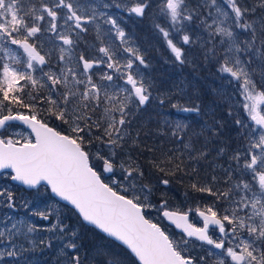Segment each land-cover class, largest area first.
Segmentation results:
<instances>
[{
  "label": "snow or ice",
  "instance_id": "obj_1",
  "mask_svg": "<svg viewBox=\"0 0 264 264\" xmlns=\"http://www.w3.org/2000/svg\"><path fill=\"white\" fill-rule=\"evenodd\" d=\"M41 2L40 8L26 11L20 7L22 0H0V170H10L0 175L28 189L38 190L42 183L46 185L83 222L106 239L118 242L128 264H209V260L215 264H264V115L258 110L264 104V18H249L256 13V7L249 6L246 0H85V7L92 6L89 14L81 12V0ZM260 7L264 10V3ZM112 8L129 17L147 16L175 63L195 70L199 67L195 63L198 53L204 66H214V75L220 80L230 78L227 83L235 85L240 94V100L231 95L224 97L228 105L226 118L234 133L224 142L220 137L225 118L204 121L198 130L191 128L187 120L173 123L171 114L162 121L160 134H170L182 147L162 153L167 158L154 162L153 167L164 176L183 172L189 178L190 190L185 189L184 200L195 202L194 210L202 227L190 222L191 205L187 211L170 210L166 193H162L165 198L158 205L154 204V186L140 182L144 177L142 166L132 158L130 148L127 152L124 149L129 140L132 146L137 143L129 126L153 98V85L136 67V62L147 67L144 54L132 46L118 22L120 17L110 12ZM45 13L51 19L50 27L44 31L55 34L63 46H68L60 48L55 64L51 50L42 54L44 44L37 35L42 34L40 22L46 20ZM58 13L64 25L58 24ZM101 24L110 26L102 34L114 53L110 47H100L101 56L86 59L81 54L76 64L68 68L63 53L73 50L80 33L87 31L89 25H95L100 32ZM72 33L75 38H70ZM117 39L120 45H114ZM9 45L22 53L11 50ZM80 63L82 71H78ZM101 66L111 71L100 73L99 81H95L91 70ZM57 67L59 71L55 70ZM256 68L260 69L259 78ZM61 86L68 90L61 91ZM185 97V91L176 88L158 99L161 106L170 103L177 113L199 116L201 105H192L191 98ZM16 105L26 109L27 114L16 111ZM102 105L106 106L104 122L93 120ZM38 108L46 111L49 119L55 117L67 124L68 130L62 134L38 118ZM12 122L26 125L30 134L10 135ZM17 135L20 138H15ZM216 143L221 144L217 156L228 157L223 169L229 184L227 191H220L215 174L209 181L207 174H199L197 166L207 158L208 146ZM189 162L193 164L190 171ZM158 183L167 187L171 180L160 178ZM205 196L211 199L206 201ZM0 207L11 210L0 217V264L19 260L29 246H37V241L51 247V237L45 242L40 239L41 232L57 235L66 254L75 253L70 255L68 264H81L77 231H69L50 205L32 209L30 216L48 222L55 215L57 218L51 223L38 225L31 219L18 218L12 214L17 209L11 188L0 187ZM29 207L24 204L25 209ZM150 209H155L183 235L166 234L157 222L146 218ZM191 238L201 242L205 254L192 255ZM97 255L107 252L97 249ZM105 264H124V260L116 255Z\"/></svg>",
  "mask_w": 264,
  "mask_h": 264
},
{
  "label": "rangeland",
  "instance_id": "obj_2",
  "mask_svg": "<svg viewBox=\"0 0 264 264\" xmlns=\"http://www.w3.org/2000/svg\"><path fill=\"white\" fill-rule=\"evenodd\" d=\"M110 2V0H109ZM196 0H192V3H195ZM43 3H50L49 0H43ZM261 3H264L261 1H258V8L256 7V13L254 14V16H250V19H260V18H264V10L261 9L260 5ZM85 4V0H81V12H89L90 14V10H91V5H88L87 7L84 6ZM39 6V8L42 6V2L41 0H38V4L36 5V7ZM250 6H254V5H250ZM20 7L22 9H25L26 11H31L34 8L30 7L29 4H26L24 2L21 3ZM64 12H66V10H64ZM110 12L113 15H118L120 17L119 19V23L120 26L125 30L127 37L129 38V40L132 43V46L138 48L145 56L146 62H147V67L141 66L139 65L138 62H136V67L139 68L140 72L143 73V75L145 76V78L152 84L153 83V79L151 78V74L156 72V69L153 67L154 62L151 58L148 57L149 54V50L146 47H149L150 44H148V42L144 41L147 38V33H144V40L142 41V44L137 41L134 38V34H130L127 26L128 22L132 21V20H137L139 19L140 23H144V27L148 28L149 32L151 33V36L153 38V40L158 41L159 46L156 47V54L155 56L156 59L158 61H160L161 65H168L171 69V65L175 64V68L173 70V72L175 71L177 74V77L174 79V81L170 82V85H174V86H181L180 88L183 89L185 91L186 97L187 98V92H188V87H192V85L190 84V80H195V79H200V81L202 80V84H206V90L208 91V95L211 96V94L215 95L216 97V107H206L205 108V113H212L214 112L216 109L219 110L220 106H222V108L224 109V112L227 113V102L225 101L224 97L231 95L235 100H240V94L239 92H237L236 86L233 84H228L227 80L230 78H225V80H220L218 79V77L216 75H214L215 72V67H206L203 65L201 58L199 57V54L196 53V60L195 63L197 65H199V67L197 69H193V67L191 66H184L181 67L179 64L174 62V57L171 55L170 51L167 49L165 42L163 41L162 37L154 30L153 26H152V21L146 16L144 19H140L135 17L134 15L129 17L127 15L126 12L117 10L115 8H112L110 10ZM149 13H151V10H149ZM21 15H24V12L20 13ZM46 17L45 20V24L43 25V21H41V25H42V34H37L39 37L40 41H43L44 44V49L42 51V54L47 53L49 50H51L53 52V58H52V62L55 64L59 61V57L61 55L60 52V48L64 47L65 49L68 48V46H63V42L62 40H59L57 36H55V34L51 33L50 31H44V29H47L50 27L48 21L51 18H48L46 16V13L44 14ZM157 22H163L162 20H158ZM58 24L60 25H64V20L60 18V13H58ZM66 27V26H65ZM109 25H104L101 24V31L98 32L95 25H89L88 26V30L85 32L80 33L79 35V39L76 40V44L75 47L73 48V50L71 52L69 51H65L63 53V55L65 56L66 60L68 61L67 63V67L71 68L74 64H76V62L79 59V56L81 54H86V52H84L83 48L79 45V44H84L86 45V50L88 52L87 57H85L86 59H92L93 57H99L102 54L99 53V48L100 47H110V52L114 53L115 49L113 47H111L106 38L103 36V30L109 28ZM59 31L64 32L65 28H60ZM79 31V30H76ZM114 35V33H113ZM70 38H75V33H72V35H70ZM152 40V41H153ZM114 45H120V41L117 39L114 41ZM144 45V46H143ZM10 49L17 52V53H22V50H18L16 48V46H12L9 45ZM120 51L122 52V48L120 49ZM195 53V49L192 50ZM74 53V55H73ZM123 56H127V53H123ZM105 59H107V57H105ZM157 61V62H158ZM56 71H59V68L57 67L55 69ZM82 63H80L78 65V71H82ZM104 71H111V70H107L106 67L101 66L99 68H94L91 70V72L93 73V79L95 81H99V74L104 72ZM256 73H257V78H259V68L255 69ZM204 79H208L209 83H204ZM107 83V82H105ZM122 83V81L120 82ZM130 87V86H128ZM68 89H66L65 87L61 86V91H67ZM75 90V89H73ZM80 91H83L82 86L80 87ZM198 94V93H197ZM163 95V94H162ZM0 98H2V94H0ZM27 99V97H25ZM45 108H47L48 106L45 105ZM106 106L102 105L100 107V109L97 111L96 114H94L92 116L93 120H97V119H101L102 122H104L105 117H104V108ZM15 110L18 112H21L23 114H27V110L21 108L19 105L15 106ZM173 110V109H172ZM258 110H261V113L264 115V104H261V106H258ZM38 112H41V115L38 117L41 120L49 123V125L53 128H55L57 131H60L61 133H65L68 130V125L67 124H62L61 122H57L55 117H52L51 119L48 118V113L46 111H41V109H37ZM175 113L173 120L174 122L176 120H180L177 116V112L175 110H173ZM220 111V110H219ZM241 115L243 116L244 119H248V116L246 113L243 112V110L241 109ZM177 117V118H175ZM116 118L119 119V114H116ZM105 126L106 123H105ZM95 130V129H94ZM13 133H18L20 135H24L27 136L29 133L24 132L23 130L17 128V129H12ZM17 138H20L19 135L16 136ZM125 149V148H124ZM126 158V156L124 157ZM99 167L102 170V164L99 165ZM227 166L222 167L223 169L226 168ZM214 167L212 166H208L207 169V173L210 175V177L213 175V170ZM222 170V169H221ZM216 173V172H215ZM222 173V172H221ZM221 173H216V175H220ZM105 176H108L109 174L105 173ZM117 175H119V172L117 173ZM220 179H226L225 175L220 178ZM147 182L146 184H151V179L147 178ZM105 182H109V181H105ZM141 183H143V181H140ZM228 185V184H227ZM0 187H10L12 190V193L15 197V206L17 211L12 213L14 216L16 217H24V218H28L31 219L33 221L36 222V224L38 225H44L47 223H51L54 220H56V216L54 215L52 217V220L45 222L43 220H40L38 217L36 216H30V212L32 209H35L37 207L39 208H44L45 206L50 205L53 209L57 210L59 213L60 218L63 220V223L68 226V230L72 231L73 229H75L77 231V244L78 241L80 239V237L85 236V237H89L92 236L93 234L89 231L84 230L83 228H81L80 223H78L76 220L73 221L72 223L68 222L66 219L67 218H72L71 214L68 212V210L66 208H64L61 203H59L57 200H55V198H53L50 193L48 192V189L45 187H39L38 190H29V191H25L22 188L13 185L10 181L9 178H6L5 176L0 177ZM222 187H226V184L220 185L219 189L221 190ZM159 189H154L153 191V195L151 197L152 202L154 204H159L161 199H163L164 197L162 196V193H166L167 194V190L166 188L161 189L160 191H158ZM172 190V192H169V201H168V206L169 207H175V209H170L173 211H187L188 208H184L185 205V200H184V195L182 193V191H174ZM159 192V193H158ZM180 201H183L184 203H181ZM27 203L29 204V209H25L24 208V204ZM183 206V207H182ZM7 212H11L10 209H8L7 207H0V217H2L5 213ZM195 210L193 209V211L191 212L194 213ZM223 212V210H222ZM146 218L152 220L153 222H157L160 226H165L163 228V230L166 231L167 233H174V229L172 228V226L166 224L163 220V218L158 214V212L155 209H150L146 211ZM40 239L44 240L45 242L48 241L49 237H51L52 239V246L51 247H45L44 245H41L39 243V241L36 242L37 246L35 248H31L29 246V251H26L25 253H23L22 257L19 260H15L12 261L11 264H68V259L70 257V255H74L75 253H67L66 254V250L62 248V244L59 240V237L55 234L49 233V232H41L39 234ZM79 246V245H78ZM94 247H95V252H97V249H104L107 252V255H97V260L99 262V264H105V261L108 258L114 257L116 255H119V257L121 259L124 260V264H128V260H127V256H125L126 253L122 252L117 246H112L109 241H103L101 239L97 240L94 243ZM190 247V246H189ZM191 248V247H190ZM78 254H80L81 252V247L79 246L77 249ZM106 256V259H103L101 257ZM5 264H9L8 261H5Z\"/></svg>",
  "mask_w": 264,
  "mask_h": 264
},
{
  "label": "trees",
  "instance_id": "obj_3",
  "mask_svg": "<svg viewBox=\"0 0 264 264\" xmlns=\"http://www.w3.org/2000/svg\"><path fill=\"white\" fill-rule=\"evenodd\" d=\"M258 1L263 2V0H246V2L249 4V6L252 4L255 7L258 8L257 4ZM34 5L38 4V0H35ZM129 27H127L128 31L132 34H134V38L139 41L142 44V41L144 40V33H147V38L144 40L148 42L149 47V54L148 57L151 58L154 62L153 67L156 69L155 73L151 74V78L153 79V87L150 89L152 93V99L149 100V102L144 106L135 116V118L132 120L129 130L131 132V135L136 138V145L132 146V141L129 140L125 143L124 148L127 152L130 148V155L132 158L136 161L137 164L142 166V169L144 171V177L142 179L143 183L146 184L148 179H151V185L154 186V189H161L166 188L167 194L166 198L169 201V192H172V190L176 191H182L183 195L185 193V189L188 188L190 190V180L189 178L184 175L183 172L177 173L176 176H164L157 168L153 167L154 162H159L160 160L166 159V155L162 156V153H168L170 149L180 148L182 145L178 144L177 141L171 138V135H162L161 129L163 128L162 121L169 119L168 114H171L172 122L174 123L173 117H174V111L171 108L170 103H165L163 106L160 105L158 97L163 96L164 94L174 91L176 88H180L181 86L177 85H170V82L174 81V79L177 77L176 72L173 70L175 68V64H172L171 67L168 65H161L160 61L156 59V47L159 46L158 41L153 40L151 33L149 32L148 28L144 27V23H140L139 19L132 20L128 22ZM153 40V41H152ZM84 52L85 57H87L88 52L86 50V45L79 44ZM144 46V45H143ZM158 61V62H157ZM204 83H209L208 79H204ZM190 84L192 87H188L187 92V98H191V104H199L201 105V113L199 116H196L195 114L187 113H178L177 116L180 120H187L189 124L191 125V128L199 129L200 125L203 124L204 121H211L212 119H219V118H225V128L222 132V135L220 137V141L224 142L227 140L228 136L232 133L231 130V121L227 120L226 113L224 112V109L222 106H220L219 110L216 109L214 112H212V116L209 115V113H205L206 107H216V97L215 95L211 94L208 95V91L206 90V84H202V80L195 79L190 80ZM198 93V94H197ZM163 94V95H162ZM183 102V101H182ZM191 106V105H189ZM177 118V117H175ZM58 123L61 121L56 120ZM137 133L139 135L137 136ZM187 139V138H185ZM202 143V138H201ZM198 148L200 147V144L196 145ZM221 146L220 143L209 145V154L207 155L206 159H202L198 162V169L199 174L201 176H204L207 174V179L210 181L211 177L207 173L208 166L214 167L213 174L216 175V173H221L220 175H216L219 180V186L223 185L224 179H220L224 176L223 168L224 166H227L228 157H218L217 156V150ZM173 155H179L178 152L172 153ZM185 161L187 162V156L184 157ZM179 161H177L178 163ZM175 165H171L170 167H174ZM193 167L192 163H188V170L190 171ZM222 169V170H221ZM166 171L168 169L166 168ZM216 172V173H215ZM226 177V176H225ZM160 178H168L171 180V184L167 187L161 185L158 183V179ZM227 179V178H226ZM173 191V192H174ZM174 192V193H175ZM159 193V192H158ZM195 195V194H193ZM165 198V197H164ZM207 198L205 196V200L207 201ZM186 204V203H185ZM64 208L68 210V212L71 214L72 218H67L66 220L70 223L73 221H77L80 223L81 228H83L86 231L91 232L93 235L89 237L82 236L80 237L78 241V245L81 247V252L79 254L81 258V264H96L97 260V252H95L94 243L101 239L103 241H109V243L112 246H117L122 252L125 253L124 249L117 245L114 241L106 239L102 234L91 228L90 226H87L81 222V220L78 218L75 211L70 208L69 206H66L64 204H61ZM196 205V204H195ZM65 223V222H64ZM69 226V225H67ZM125 256H127L125 254ZM103 259H106V256L101 257Z\"/></svg>",
  "mask_w": 264,
  "mask_h": 264
},
{
  "label": "flooded vegetation",
  "instance_id": "obj_4",
  "mask_svg": "<svg viewBox=\"0 0 264 264\" xmlns=\"http://www.w3.org/2000/svg\"><path fill=\"white\" fill-rule=\"evenodd\" d=\"M50 1V0H49ZM22 2H24V3H26V4H29V6L30 7H32V8H34V9H36V8H39V6L40 5H38L37 7H36V5H34L33 3H34V0H22ZM43 25L45 24V21H43V23H42ZM261 105H259V107H260ZM4 114H7V110H5L4 111ZM261 115H263L262 113H261ZM17 129V128H19V129H21V130H23L24 132H26V133H29V132H27L24 128H22V127H20L19 125H15V124H13V127L12 128H10L9 129V134L11 135V134H13V131H12V129ZM30 134V133H29ZM15 138H17L16 136H15ZM5 173V172H4ZM3 176H5V175H0V177H3ZM9 181H10V178H9ZM227 181V179H224V181H223V184H226V187H222L221 188V190L220 191H227L228 190V188H229V184L226 182ZM228 184V185H227ZM21 188V187H20ZM211 198H207V200H210ZM181 203H184L183 201H180ZM186 206L184 207V208H188L189 207V205H191V207L193 208V209H195V207H196V205H195V202L193 201V200H189L188 202H186V204H185ZM183 207V206H182ZM170 209H175V207H169ZM188 210V209H187ZM222 210L223 209H221V212H222ZM165 222V221H164ZM190 222L191 223H193L194 224V226H196V227H202V221L199 219V217H197L196 216V213L194 212V213H192V214H190ZM166 223V222H165ZM167 224V223H166ZM160 226V225H159ZM162 227V230H163V228L165 227H163V226H161ZM173 228V227H172ZM174 229V228H173ZM174 234H180V235H183L182 233H180V232H178L177 230H175L174 229ZM191 240H192V243H190V247L191 248H193V251H192V255L193 256H198V255H203V254H205L203 251H202V248H201V242H199V241H196L194 238H191ZM194 245H195V247H194ZM209 247H211V246H207V245H203V248H209ZM214 251H216V250H214ZM209 264H215V262L213 261V260H209Z\"/></svg>",
  "mask_w": 264,
  "mask_h": 264
},
{
  "label": "water",
  "instance_id": "obj_5",
  "mask_svg": "<svg viewBox=\"0 0 264 264\" xmlns=\"http://www.w3.org/2000/svg\"><path fill=\"white\" fill-rule=\"evenodd\" d=\"M82 67H83V64H82ZM12 123H14V124H19V125H21L22 127H24L26 130H28L29 132H30V129H28L27 128V126L26 125H23V124H21L20 122H12ZM2 171H9L10 172V170H0V172H2ZM13 182V181H12ZM13 183H16V184H18V185H20V186H23V187H25L26 189H28L26 186H24V185H21V184H19L18 182H13ZM41 185H44L43 183L41 184ZM44 186H46V185H44ZM47 187V186H46ZM48 188V187H47ZM49 191H50V189H49ZM50 194H51V196H53V194L50 192ZM54 197V196H53ZM58 202H60V203H62V204H65V205H67V203L66 202H63V201H60L59 200V198H57V197H54ZM69 207H71L70 205H68ZM72 208V207H71ZM73 209V208H72ZM74 210V209H73ZM75 211V210H74ZM76 213V212H75ZM77 214V213H76ZM77 216L79 217V215L77 214ZM79 219L82 221V219L79 217ZM164 219V221L167 223V224H169V225H171L175 230H177L178 232H180L181 233V231L179 230V229H176L175 228V225L174 224H172L170 221H168L167 219H165V218H163ZM83 222V221H82ZM84 224H86L85 222H83ZM87 225V224H86ZM89 226V225H88ZM92 227V226H91ZM93 228V227H92ZM103 235V234H102ZM114 241V240H113ZM115 243H117L118 244V242H115Z\"/></svg>",
  "mask_w": 264,
  "mask_h": 264
},
{
  "label": "bare ground",
  "instance_id": "obj_6",
  "mask_svg": "<svg viewBox=\"0 0 264 264\" xmlns=\"http://www.w3.org/2000/svg\"><path fill=\"white\" fill-rule=\"evenodd\" d=\"M86 225V224H85ZM88 226V225H87ZM117 244V243H116ZM117 245H119V244H117ZM121 247V246H120ZM96 264H99V262H98V260H96Z\"/></svg>",
  "mask_w": 264,
  "mask_h": 264
}]
</instances>
